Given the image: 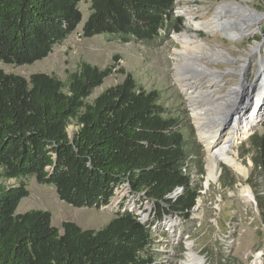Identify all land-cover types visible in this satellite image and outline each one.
<instances>
[{
  "label": "trees",
  "instance_id": "16d2710c",
  "mask_svg": "<svg viewBox=\"0 0 264 264\" xmlns=\"http://www.w3.org/2000/svg\"><path fill=\"white\" fill-rule=\"evenodd\" d=\"M175 1L90 0L82 37L151 43L161 33H179L184 21L173 15ZM80 2L0 0V62L23 66L46 58L80 24ZM110 74L85 62L65 82L0 71V264H152L154 225L165 217L187 220L194 208L200 189L189 173L195 166L203 171L199 162L192 164L198 152L185 136L183 117L167 111L161 94L139 87L130 74L87 102ZM70 125L76 127L71 137ZM261 128L249 138L252 170L245 184L263 225L264 119ZM225 175L219 183L231 188L235 179ZM29 178L78 209L108 205L120 184L128 185L132 198L100 230L70 222L59 230L49 212L15 214L28 196ZM177 188L181 193L167 198ZM144 200L152 210L140 221L131 203Z\"/></svg>",
  "mask_w": 264,
  "mask_h": 264
},
{
  "label": "rangeland",
  "instance_id": "374dc122",
  "mask_svg": "<svg viewBox=\"0 0 264 264\" xmlns=\"http://www.w3.org/2000/svg\"><path fill=\"white\" fill-rule=\"evenodd\" d=\"M89 1L81 0L78 6L81 14L80 24L66 40L54 46L46 58L23 66L0 62V71L25 79L33 74H46L65 82L82 62L99 69L110 68L111 74L88 98L89 103L104 90L120 84L125 74H130L136 84L144 90L158 91L163 107L183 117L185 136L189 137V142L198 152L196 156L198 160L193 157L195 161L192 164L195 166L199 162L203 173L198 174L197 166L191 170L193 186L198 185L200 196L187 220L165 217L162 224L154 225V242L149 248L152 264H192L189 262L190 254H193L201 264H264V224L261 223L254 195L245 184L252 170L249 138L254 133L263 132L261 124L258 123L233 149L239 163L247 170L246 177H239L229 167L220 164L216 180L206 183L207 153L193 125L187 96L181 91L174 77L177 73L176 65L181 63L179 52L182 46L175 39L177 35L187 34L211 49H220L223 51V58L228 55L223 61L200 60L219 78H216L213 86L214 94L204 97L199 105L202 106L217 96L222 97L237 87L242 79L239 73L243 67L244 78L248 80L249 83H246L249 85L248 90L243 88L244 91H240L237 102H241L248 92V98L244 100L243 106L246 111L243 113L249 114L247 109L253 103V100L251 103L249 100L259 86L257 81L260 73L259 63L260 61L264 63V19L256 29H251L246 37L238 41H230L220 33L195 31L192 23L210 20L215 8L222 3H246L257 13L263 14L264 0H177L173 15L176 18H183L181 31L169 32L166 35L161 33L160 38L151 43L134 40L121 42L106 34L90 39L83 38L82 26L90 14ZM256 45L260 47L258 50H254ZM240 118L243 119L244 115ZM75 130L74 125L68 127L69 137ZM224 172L226 177L232 176L235 179L231 188H222L219 183ZM24 182L28 196L20 201L15 214L20 215L29 211L49 212L52 226L59 230L64 222L74 223L83 230H100L114 218L119 209L112 206L116 200L115 196L110 199L108 205L99 209L73 208L58 199L53 187L40 185L34 178ZM9 184L16 185L17 182L11 180ZM244 187L249 189L253 201L242 197ZM129 202L130 199L126 201L124 197L119 206L123 203V206H126ZM143 207L142 213H135L140 219L142 214H147V209L152 210L149 204H143Z\"/></svg>",
  "mask_w": 264,
  "mask_h": 264
},
{
  "label": "bare ground",
  "instance_id": "6f19581e",
  "mask_svg": "<svg viewBox=\"0 0 264 264\" xmlns=\"http://www.w3.org/2000/svg\"><path fill=\"white\" fill-rule=\"evenodd\" d=\"M264 19V13L259 14L246 3H222L215 8L213 16L208 21L193 22L195 31L208 34L220 33L230 41H238L246 37L250 30L256 29L260 21ZM175 39L181 44L179 52L181 63L176 65L177 73L174 75L181 91L187 96L193 125L198 133L201 145L206 151V183L215 181L220 164L229 167L236 175L245 178L247 170L243 167L235 153L234 147L245 139L255 126L262 123L264 118V63L260 61L258 76V89L250 98L249 110L243 113L244 100L248 98V92L241 102H237L240 91L248 90L247 81L244 78L245 70L241 68V80L237 87L229 90L224 96H217L200 106L204 97L214 94L213 86L218 77L214 71L201 63V59L211 62L223 61V51L211 49L204 43L195 41L187 34L177 35ZM260 47L256 45L254 50ZM210 77V78H208ZM206 78H208L206 80ZM219 78V77H218ZM254 98V99H253ZM244 115V118H240ZM246 115V116H245ZM246 180V179H245ZM206 185V184H205ZM245 200L253 201V197L247 187L242 191ZM116 203V200H115ZM190 263L201 264L198 259L190 254Z\"/></svg>",
  "mask_w": 264,
  "mask_h": 264
},
{
  "label": "built area",
  "instance_id": "2783aa9c",
  "mask_svg": "<svg viewBox=\"0 0 264 264\" xmlns=\"http://www.w3.org/2000/svg\"><path fill=\"white\" fill-rule=\"evenodd\" d=\"M176 1H175V4H176ZM174 7H175V5H174ZM173 11H174V8H173ZM174 17H175V15H174ZM183 173H186V169L183 170ZM189 176H190V178L193 181L191 172L189 173ZM117 192H120V193H117ZM129 192H130V190H129L127 184L118 185L117 188L115 189L114 193H113V196H115V199H116V203L115 202L112 203V206L115 207L116 209H118V207L122 203V200L124 199V197L126 198V201H129V199L132 198V196L129 195ZM180 193H181V189L177 188L170 195H168L167 198H169V199L175 198ZM143 204L151 205L149 201H145V200L142 201L141 203L138 202V204H134V205H133V203H131V209L133 210V208H135L134 214L135 213L139 214V213H142V211H144L143 210V208H144ZM139 209H141V210H139ZM150 213H151V211H149V209H147V214H142L141 219H140V217L138 215H136V214L135 215L138 216L140 221H143V220H146L149 217Z\"/></svg>",
  "mask_w": 264,
  "mask_h": 264
},
{
  "label": "water",
  "instance_id": "95a60500",
  "mask_svg": "<svg viewBox=\"0 0 264 264\" xmlns=\"http://www.w3.org/2000/svg\"><path fill=\"white\" fill-rule=\"evenodd\" d=\"M247 83H249L248 80H247Z\"/></svg>",
  "mask_w": 264,
  "mask_h": 264
}]
</instances>
